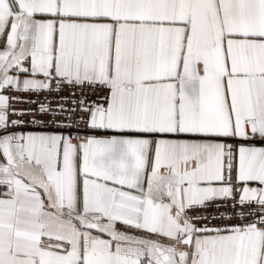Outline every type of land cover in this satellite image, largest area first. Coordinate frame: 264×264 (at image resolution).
I'll list each match as a JSON object with an SVG mask.
<instances>
[{"label":"snow or ice","instance_id":"obj_1","mask_svg":"<svg viewBox=\"0 0 264 264\" xmlns=\"http://www.w3.org/2000/svg\"><path fill=\"white\" fill-rule=\"evenodd\" d=\"M0 264H264V0H0Z\"/></svg>","mask_w":264,"mask_h":264}]
</instances>
